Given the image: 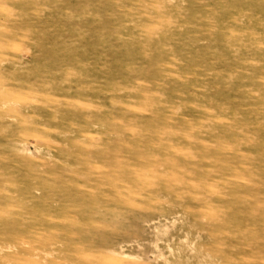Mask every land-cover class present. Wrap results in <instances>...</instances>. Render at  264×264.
Wrapping results in <instances>:
<instances>
[{
  "label": "rangeland",
  "instance_id": "1",
  "mask_svg": "<svg viewBox=\"0 0 264 264\" xmlns=\"http://www.w3.org/2000/svg\"><path fill=\"white\" fill-rule=\"evenodd\" d=\"M0 264H264V0H0Z\"/></svg>",
  "mask_w": 264,
  "mask_h": 264
}]
</instances>
